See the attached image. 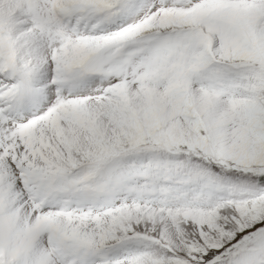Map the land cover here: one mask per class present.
I'll return each instance as SVG.
<instances>
[{"label": "snow or ice", "instance_id": "1", "mask_svg": "<svg viewBox=\"0 0 264 264\" xmlns=\"http://www.w3.org/2000/svg\"><path fill=\"white\" fill-rule=\"evenodd\" d=\"M0 264H264V0H0Z\"/></svg>", "mask_w": 264, "mask_h": 264}]
</instances>
